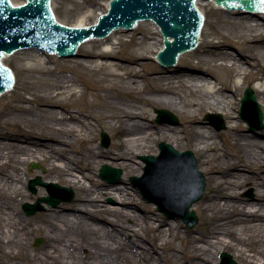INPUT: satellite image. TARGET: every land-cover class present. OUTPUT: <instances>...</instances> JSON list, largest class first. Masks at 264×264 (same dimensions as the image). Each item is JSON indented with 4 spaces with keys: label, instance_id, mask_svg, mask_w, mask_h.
<instances>
[{
    "label": "bare ground",
    "instance_id": "obj_1",
    "mask_svg": "<svg viewBox=\"0 0 264 264\" xmlns=\"http://www.w3.org/2000/svg\"><path fill=\"white\" fill-rule=\"evenodd\" d=\"M107 7L98 18L108 12L110 2ZM217 8L237 14L236 10ZM257 13V18L250 13H243L241 17L246 24L244 27L251 33L245 39L256 44L255 47L246 46L249 53L233 54L217 42L202 45V29L197 48H201L206 59L198 56L195 52L197 48L178 56L177 63L190 54V66L228 72L230 76L225 80L197 76L196 73H176L172 76L161 74L160 68H155L158 76L139 81L135 65L140 64L142 68L145 65L141 63L143 59L154 51L155 59L164 47L159 44L156 49L159 40L147 24H152L157 32L161 30L150 21L138 22L132 31L119 29L104 39H89L82 43L77 50L85 57L76 61L74 70L83 69L94 77L97 86V95H94L98 101L93 106L101 102V107L93 119L106 121L116 132L114 150L95 148L92 146L94 139L86 140L85 149H76L70 138H81V127L90 130L95 127L86 122L87 117L81 112H69L65 108L57 110L68 91L77 92L75 79L59 74L56 68L50 69L48 62H53L54 53L43 61L34 54L40 52L34 48L16 52L22 56L21 60L29 64L28 73L46 89L36 97L24 98L4 110V124L18 130L22 136H8L0 132V264H219L218 253L227 249L243 264H264V174L261 175L264 173V141L256 133L257 130L253 133L241 130L235 110L236 93L247 79L254 81V88L264 101V80L257 72L264 63V38H261L264 36V24H261L264 12ZM76 27L90 26L80 24ZM121 33L132 34L130 41L136 47L134 57L124 61L126 63L115 62L117 51L114 40H118ZM137 33L142 36L137 37ZM36 74L44 76L47 82L36 80ZM112 80L119 84L112 83ZM146 84L149 97L140 99L139 93ZM101 86L105 87L101 90L104 98L98 92ZM109 91L134 95V100L118 101L108 95ZM1 98L2 102L8 103V95L4 94ZM153 104L178 111L186 119L183 131L171 125H150L146 121L148 113L145 108ZM192 108L198 111L212 109L227 117L229 126L220 136L222 148H219L213 131L198 124ZM35 135H38L37 139ZM161 137L167 142L180 144L177 147L181 149L185 148L183 141H186V147L192 145V149L201 156L199 163L197 160L198 169L204 170L205 166V171L210 174L208 192L195 207L203 216V223L199 229L184 235L180 233V223L175 225L167 220L161 221L150 210L142 215L138 206H130L137 202L129 187L95 184L91 176V172L98 171L103 159L120 162L125 169L140 175L135 158L155 153V144ZM229 146L235 150L231 152ZM211 149L213 153L209 152ZM36 162L46 166L45 182L72 186L78 194L72 203L60 206L42 202L43 210L36 213L45 210L43 203L47 204V210L36 218L28 219L24 205L36 206L41 199L39 197L33 204L37 197L45 198L48 193L45 188L40 190L39 195L33 194L30 186L27 189L30 175L26 173V166ZM143 162H139L142 167ZM251 166H257L262 171L257 173ZM244 167H248L250 172L241 171ZM31 173L34 175L37 171ZM152 178L158 179L157 176ZM84 179L91 181L92 186H87ZM248 186L254 187L258 194L253 201L241 195V189ZM107 196L113 197L117 205L106 204ZM155 221H159L158 224ZM36 237H43L44 243L33 248ZM178 239L182 241V246L176 245Z\"/></svg>",
    "mask_w": 264,
    "mask_h": 264
},
{
    "label": "water",
    "instance_id": "obj_2",
    "mask_svg": "<svg viewBox=\"0 0 264 264\" xmlns=\"http://www.w3.org/2000/svg\"><path fill=\"white\" fill-rule=\"evenodd\" d=\"M11 1L17 5L26 3L15 7ZM11 1L0 0V96L10 90L15 82L12 71L2 64L4 56L20 49L36 48L42 52L55 53L61 58L85 57L77 50L83 42L90 38H105L121 28L132 31L140 21H152L161 28L165 45V49L157 55L163 66L161 74L174 76L176 73H196L197 76L212 78L211 72L199 65L176 63L180 54L198 46L204 24V16L196 6L198 0H111L110 9L100 16L98 24L82 28L60 24L52 11L51 0ZM202 1H214L219 7L236 10L237 16L250 13L257 18V12H264L263 0ZM155 59L150 61L156 62ZM174 65L175 67H167ZM241 104V119L248 123L252 131L262 130L264 115L252 88L246 89ZM156 113L159 123L179 124L177 116L166 109H156ZM206 119L213 121L217 130L226 129V123L220 114H208ZM109 145V136L102 132V146ZM159 148L161 153L158 157L141 158L147 165L145 175L132 177L130 181L147 202L158 206L159 211L168 217L177 214L187 228H194L199 220L191 208L205 193L206 177L198 169L193 152L181 153L165 142L160 143ZM122 175L120 168L109 165H104L100 170V177L111 184H119ZM152 176H157L158 179L153 180ZM29 186L33 192L37 191V186H43L50 195L39 199L36 205L39 208L25 204L24 210L28 215L43 210L42 202L55 207L60 202L74 199L72 189L44 182L40 176L32 180ZM221 259V264H237L228 253H222Z\"/></svg>",
    "mask_w": 264,
    "mask_h": 264
},
{
    "label": "rangeland",
    "instance_id": "obj_3",
    "mask_svg": "<svg viewBox=\"0 0 264 264\" xmlns=\"http://www.w3.org/2000/svg\"><path fill=\"white\" fill-rule=\"evenodd\" d=\"M111 0H53L52 2V9L53 12L56 16V19L64 24V25H68L71 27H76L80 24L82 25H86V26H90L93 25L95 23V21H98V17L99 14L102 12H106L107 10V6L109 4ZM200 3V4H198ZM198 6L200 11L202 12V14L204 15L205 18V22H204V26H203V38H204V42L202 43V45H204V43H208V42H217L219 45L223 46V47H227V51L231 52L233 54H238V53H242V54H247L249 53L248 49L246 48V46H253L255 47L256 44L254 43H249L248 39H245L246 37H250L251 33L249 32V30H247L244 26L246 25L245 22L243 21V17L244 15L241 16H237V14H231L228 11L225 10H219L214 3L212 2H203V1H198ZM205 3H210V4H205ZM261 21V19H260ZM261 24H264V18L261 21ZM149 26V29L152 33H156L157 38L159 40L157 47L159 46V44H163V39L161 38L162 34L161 32H157L156 29L153 27L152 24H147ZM116 32V31H114ZM263 32H264V28H263ZM137 37H141L142 35L137 33L136 35ZM119 39H115L113 38L114 42L116 41V44H114V46L116 47V57L117 60H115L116 63H126L128 61H130L129 59L134 57V53L133 50L136 49V47L134 46V43H132L130 40L132 38V34H127V33H121L120 35H118ZM262 39L264 38V36L261 37ZM122 39V40H121ZM98 46V45H97ZM260 46V45H258ZM198 50H195V52L198 54V56H200L201 59H206V55L204 53H202L201 48H197ZM23 52H27L28 50L24 49L22 50ZM193 52V51H191ZM155 51L149 55L148 58L143 59L141 61V63H145L144 66H142V68H140V64H136L135 65V69L138 72L140 78L139 81H142L143 78H148V77H153V76H158L155 71L157 69L155 68H160L159 70L162 69V67L154 61H150V59H154L153 56L155 55ZM189 53V52H188ZM34 54L38 57H41L43 61H46L47 56L50 54L49 53H42L41 51L38 52H34ZM53 57V62H48V65L50 67V69L54 70L55 68L57 69L59 74H65V75H70L75 79V88H77V92L73 91H68L65 95L64 98V102L61 104V107H58L57 110L59 111H63V108L67 109L69 112H81L82 114H84V116H86L87 121L86 122H91L95 129L94 130H90L87 129L86 127H81L80 129H83L79 134L81 135V138H75V137H71L70 141L72 142L73 146L76 149H85L86 148V140L87 139H94L95 141L92 143V146H94L95 148H100V149H104V150H114L113 146L117 141L116 138V132L114 130H112L109 126L108 123L106 121H95L94 115L100 110L99 105H101V102H99L98 106H93L94 102H97V97L94 95L96 94V89L97 86H95V80L94 77L90 74L87 73L86 71H84L83 69H76L74 70V66L76 61H79L80 59H82V57H75V58H59L58 56L54 55ZM51 57V58H52ZM22 56L19 54H15L12 55L9 58H5L3 60L4 65H6L8 68H10L15 76H16V87L14 89V91L10 90L4 94L8 95L9 100L8 103H4L2 102V94L0 97V132L1 133H5L8 136H12V135H17V136H22L20 134H18V130H16L15 128L8 126L7 124H4V122L6 121L5 116H4V110H6L8 107L7 106H13L15 104L20 103L24 98H34L36 97L39 93H42L46 87L43 86L42 84H39L35 81V79L31 76V74L28 73L27 67L29 66V64L27 63V61H23L21 60ZM127 60V61H126ZM191 60V56L190 54L187 55L185 58H183V60L181 61V63H189ZM126 61V62H124ZM194 62V60L192 61ZM190 64V63H189ZM66 71V72H65ZM69 72V73H67ZM212 78L214 79H223L225 80L227 76H230V74L222 69H218V70H214V71H210ZM259 77L263 78L264 80V63L258 68L257 70ZM74 73V74H73ZM36 80H41V81H46L47 79L44 76H41L39 74H36L35 76ZM112 83H116L119 84L118 81H111ZM254 81H252L251 79H247L243 86L241 87V89L239 90V92L236 93V106H235V110H236V121L239 123L241 130L244 133H253L254 131H252L250 129V127L248 126V124L242 120L239 116V110H240V106H241V99L243 97L244 91L246 90L247 87H252L253 90L255 91L256 94V99L258 100V102L261 104L262 109H263V113H264V101H262V96L259 94V92H257L254 88ZM148 84H146L145 86H143V89L140 91L139 93V98L140 99H144L145 97H149L147 95L146 92H148L146 90V86ZM101 90H105V87H100L99 89V95L101 98H104L105 95L102 93ZM146 90V91H145ZM80 91V92H78ZM75 92V93H74ZM74 93V94H73ZM109 96L111 97H115L118 101L122 100V101H127V100H134V95L131 97L130 95H120L117 93H113L111 91L107 92ZM97 95V94H96ZM192 100H194V98H191ZM144 102V101H143ZM141 105V104H140ZM29 106H33L31 104H29ZM142 106V105H141ZM34 107V106H33ZM146 111L148 113V115L146 116V121H148V123L152 126H156V127H165L167 125H171L173 127H176L178 129H180L181 131H183V127L184 125H186V119L175 109L173 108H169L163 105H157V104H153V105H148L146 106ZM156 109H166L169 110L170 112H172L173 114H175L177 116V118L179 119V124H171L168 122H164V123H159L157 122V114L155 112ZM191 111L195 112L196 114V120L198 121L199 125L202 126H208L213 133L216 136V140L219 143V148H222L223 142L220 138V136L225 133L227 131L223 130V131H218L216 129V127L212 124L211 121L206 119L207 114L211 113L214 114L216 112H214V110L212 109H206L203 111H198L196 108H192ZM75 115H77L76 113H74ZM219 114V113H217ZM222 115V114H221ZM222 117L225 119L226 121V126L228 128L229 123H228V119L227 117H225L224 115H222ZM85 119V120H86ZM197 125V126H199ZM29 129H27L28 131ZM26 131V133H27ZM39 132V131H37ZM102 132H105L106 134H108L109 138H110V145L109 147H103L101 144V134ZM25 133V134H26ZM256 133L258 134V136L264 141V128L263 130H257ZM183 134V133H182ZM36 139L38 137V135H35ZM165 138H162L160 140L157 141V143L155 144L154 147V151L155 153H150L147 154L145 156H150V155H154V156H158L160 154V150H159V144L162 142H167L164 140ZM186 141H183L182 146L185 147L184 149H181L179 147H177V144L175 142H167V144L171 145L174 149H176L179 152H186V151H191L193 152L195 158L198 160V163L201 160V156L199 153H196L193 149H192V145H189V147H186ZM229 150L231 152H233L235 149L232 146L228 147ZM210 153H213V150L211 149L209 151ZM72 155H74L73 153H71ZM141 157L143 156H137L135 158V165L136 167L139 168V170L141 171L140 175H137V173L133 172V171H129L127 169H125L122 165H120V162H117L113 159H103V163L101 164V166L99 167L98 171L95 172H91V176H92V180L93 183L95 184H109L112 187H117V186H127L129 187L134 194L136 195V204H130V206H138L139 207V213H141L142 215H145L147 210H150L152 215L156 218H159L161 221L162 220H167L170 223H174L175 225H177L178 223L181 224V228H180V233L182 235H184L186 232H190L196 229H199L203 223V216L201 215L200 211L196 210L195 207L197 204L201 203L203 201V199L205 198L209 186L211 185V181L208 180L210 178V174H208L205 171V166H203L204 170H202V173L204 174V176L206 177L207 180V185H206V189H205V193L203 198L198 201L197 203H195L191 210L194 211L197 215V217L199 218V223L197 226H195L194 228H187L185 223L180 220L178 218V216L176 214H174L172 217H168L166 216L164 213H162L161 211H159L158 206L154 203H148L143 196L140 194L139 190L137 188H135L132 183L130 182V178L132 177H142L145 174L144 169L146 168V164H144V162L141 160ZM143 162L144 166L142 167L141 164H139V162ZM33 163H28V165L26 166V173L29 174L30 176L28 177V182H27V189L29 190V182L33 179H35L37 176H42V180H45V175L47 173V169L46 166L41 162L38 163L36 162V164H38L40 166L39 169H31L30 166ZM104 165H109L111 167L114 168H120L123 172L122 175V179L121 182L119 184H111L108 183L104 180H102L99 176V172L102 168V166ZM199 165V164H198ZM251 169L255 170L257 173L262 171V169H260L257 166H251ZM256 168H258V171L256 170ZM31 171H37V174H32ZM243 172H250L248 167H244L242 168ZM39 174V175H38ZM264 173H262L261 175H263ZM85 183L87 186L91 187L92 183L91 181L84 179ZM55 182V181H53ZM56 183V182H55ZM60 186L62 187H66L68 189H72V191L74 192V199L70 202H60L58 203L56 206H60L62 204H69L72 203L77 194L78 191L69 185H63L60 184ZM45 187L42 186H38L37 187V192L33 194H37L39 195L40 190L44 189ZM46 189V188H45ZM44 189V190H45ZM47 191V189H46ZM241 195L245 198H248L249 200L253 201L256 199L257 197V192L256 189L252 186H248L245 187L243 189H241ZM49 193H47V195L45 197H48ZM40 198L44 197V196H38L37 199L33 202V204ZM105 202L106 204H109L111 206H115L117 205V201L111 197V196H107L105 198ZM45 210L42 212H45L47 210V204L43 203ZM42 212H38L36 214L33 215H26V217L28 219H32V218H36L39 213ZM112 218V217H111ZM156 224H158L159 221H155ZM129 224H132L131 220H128ZM41 241V243L37 244V241ZM44 243V239L43 237H36L33 240V248H38L41 245H43ZM176 245L177 246H182V241L180 239L176 240ZM148 245H150L149 243H147ZM160 253H162V251H160ZM222 253H228L230 254L233 259L237 262V264H243L241 262V260L238 257H234L233 253L231 250L227 249L225 251L219 252L218 253V259H219V264L221 263V259H220V255Z\"/></svg>",
    "mask_w": 264,
    "mask_h": 264
}]
</instances>
